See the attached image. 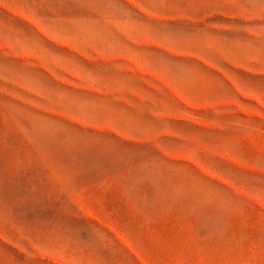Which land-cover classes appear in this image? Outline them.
<instances>
[{
  "label": "rangeland",
  "instance_id": "1",
  "mask_svg": "<svg viewBox=\"0 0 264 264\" xmlns=\"http://www.w3.org/2000/svg\"><path fill=\"white\" fill-rule=\"evenodd\" d=\"M0 264H264V0H0Z\"/></svg>",
  "mask_w": 264,
  "mask_h": 264
}]
</instances>
